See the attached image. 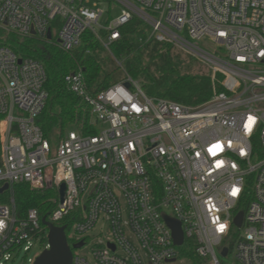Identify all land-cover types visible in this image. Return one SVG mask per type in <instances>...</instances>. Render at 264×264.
<instances>
[{"label":"built area","instance_id":"obj_1","mask_svg":"<svg viewBox=\"0 0 264 264\" xmlns=\"http://www.w3.org/2000/svg\"><path fill=\"white\" fill-rule=\"evenodd\" d=\"M134 20L148 26L141 41L172 43L208 66L209 99L144 91L112 50ZM0 28L65 51L89 32L121 67L95 92L81 67L67 75L88 120L51 144L36 121L49 98L43 63L0 43V264L50 246L39 210H18V183L57 191L47 219L70 216L69 243L84 242L72 264H264V0H0Z\"/></svg>","mask_w":264,"mask_h":264},{"label":"trees","instance_id":"obj_2","mask_svg":"<svg viewBox=\"0 0 264 264\" xmlns=\"http://www.w3.org/2000/svg\"><path fill=\"white\" fill-rule=\"evenodd\" d=\"M147 27L139 20H134L122 28V37L112 47L117 57L124 58L128 73L143 81L144 91L150 96L189 105H197L209 99L213 93L211 72H193L190 66L193 56L188 54L184 58L172 43L141 41L140 36L145 35ZM0 43L8 45L22 57H31L43 63L47 73L45 87L49 98L36 121L45 136L53 142H57L66 130L77 125L83 117L85 121L88 120V114L83 115L84 103L80 96L67 85L68 74L81 67L92 92L121 78V71L117 66L109 68L97 56L95 50L103 47L89 32L84 34L81 45L71 51L62 50L52 41L38 36L22 37L1 28ZM216 77L219 82L223 79L222 74H217ZM217 88L221 89L222 86L217 84ZM14 193L21 213L35 207L41 218L46 216L49 219L56 208L58 194L55 189L39 191L31 189L27 183H18L14 186ZM3 201H6V196L0 194V202ZM71 223V217L67 216L55 224L66 225L68 232Z\"/></svg>","mask_w":264,"mask_h":264},{"label":"water","instance_id":"obj_3","mask_svg":"<svg viewBox=\"0 0 264 264\" xmlns=\"http://www.w3.org/2000/svg\"><path fill=\"white\" fill-rule=\"evenodd\" d=\"M48 38H51L50 31L48 32ZM127 85H129V83H127ZM7 188L8 184H5L2 188H0V192H3ZM65 191L66 184L63 183L60 188L61 201H64ZM242 219L243 211H240L235 217V223L240 226ZM42 222L49 229L48 241L50 246L44 249L36 257L34 264H72L73 248L82 247L84 242L80 241L71 245L68 241L66 225H57L49 221L46 216L42 218ZM169 223L173 229L176 244L181 245L183 243L184 236L180 223L175 220H169Z\"/></svg>","mask_w":264,"mask_h":264},{"label":"rangeland","instance_id":"obj_4","mask_svg":"<svg viewBox=\"0 0 264 264\" xmlns=\"http://www.w3.org/2000/svg\"><path fill=\"white\" fill-rule=\"evenodd\" d=\"M100 6L104 9V11H106V14L105 16L101 19L102 22L105 21V19L107 18V11H108V4L106 3H100ZM119 12V9H115L112 11L111 13V16L110 17H115ZM202 45L204 48H209V49H213L212 45L207 42V41H204L202 42ZM181 51L180 49L177 48V51ZM96 53H97V56L99 58L102 59L103 63L106 64L109 68H115L116 64L115 62L113 61V59L105 52L104 49H96L95 50ZM178 51V52H179ZM219 52L224 55L225 54V50H219ZM181 54L184 58H187V53L184 52V51H181ZM191 63H190V66H191V70L195 73H207L209 71V68L207 65H205L203 62H201L200 60H198L197 58L193 57L191 59ZM125 63H123L124 65ZM126 66V64H125ZM118 67V66H117ZM119 68V67H118ZM121 69V67L119 68ZM142 88L145 90L144 86H143V81L141 79H137ZM98 130L101 131L102 130V127H98ZM51 144H52V141H51ZM71 244H73L72 241H70ZM44 249L42 247H40L39 245H35L29 252H24L22 251L15 259L14 262H9L8 264H22V262L24 261V259L28 258V257H34L36 258ZM223 259V264H231L232 263V256H228V257H225V258H222Z\"/></svg>","mask_w":264,"mask_h":264},{"label":"snow or ice","instance_id":"obj_5","mask_svg":"<svg viewBox=\"0 0 264 264\" xmlns=\"http://www.w3.org/2000/svg\"><path fill=\"white\" fill-rule=\"evenodd\" d=\"M219 147H220L219 145H214V146H213V149H210V151H212V150H214V149H216V148H219ZM223 227H224V226L221 225V229H223Z\"/></svg>","mask_w":264,"mask_h":264}]
</instances>
